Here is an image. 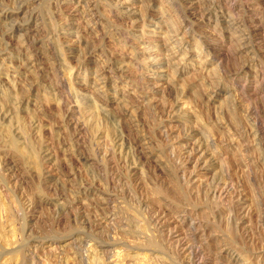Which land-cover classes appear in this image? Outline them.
Returning <instances> with one entry per match:
<instances>
[{
    "label": "clouds",
    "instance_id": "9594fccd",
    "mask_svg": "<svg viewBox=\"0 0 264 264\" xmlns=\"http://www.w3.org/2000/svg\"><path fill=\"white\" fill-rule=\"evenodd\" d=\"M0 264H264V0H0Z\"/></svg>",
    "mask_w": 264,
    "mask_h": 264
}]
</instances>
